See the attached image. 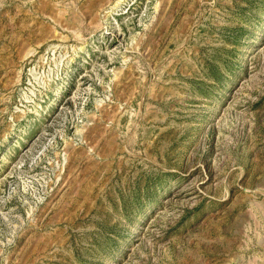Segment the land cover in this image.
<instances>
[{"label": "rangeland", "instance_id": "obj_1", "mask_svg": "<svg viewBox=\"0 0 264 264\" xmlns=\"http://www.w3.org/2000/svg\"><path fill=\"white\" fill-rule=\"evenodd\" d=\"M0 264H264V0H0Z\"/></svg>", "mask_w": 264, "mask_h": 264}]
</instances>
